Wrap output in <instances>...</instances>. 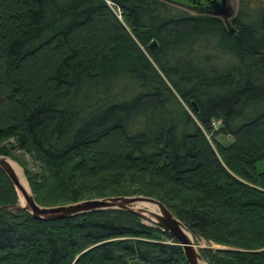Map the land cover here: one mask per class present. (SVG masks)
Segmentation results:
<instances>
[{
    "label": "trees",
    "instance_id": "obj_1",
    "mask_svg": "<svg viewBox=\"0 0 264 264\" xmlns=\"http://www.w3.org/2000/svg\"><path fill=\"white\" fill-rule=\"evenodd\" d=\"M229 27L162 0H0V154L31 158L39 205L153 197L220 246L208 264H264V0ZM17 193L0 168V264H188L136 214L39 220Z\"/></svg>",
    "mask_w": 264,
    "mask_h": 264
},
{
    "label": "water",
    "instance_id": "obj_2",
    "mask_svg": "<svg viewBox=\"0 0 264 264\" xmlns=\"http://www.w3.org/2000/svg\"><path fill=\"white\" fill-rule=\"evenodd\" d=\"M169 4L178 5L187 9L194 10L197 14H209L220 17L226 25L230 26V21L234 15L233 7L229 0H162ZM232 32L233 29L229 27ZM150 48L156 46V41L152 40ZM192 105L196 108L194 101ZM0 168L9 178L16 191H20L24 197L25 205L14 204L9 208L26 210L35 219L39 220H58L85 214L90 211L105 209H120L136 214L145 218L149 222L156 223L160 228L169 234L182 246L184 256L188 264H201L203 258L199 253L191 234L185 224L178 219L162 202L143 195L134 196H108L104 198H90L73 203L60 204L56 206L39 205L31 191L27 193L19 182L9 159L5 155H0Z\"/></svg>",
    "mask_w": 264,
    "mask_h": 264
},
{
    "label": "rangeland",
    "instance_id": "obj_3",
    "mask_svg": "<svg viewBox=\"0 0 264 264\" xmlns=\"http://www.w3.org/2000/svg\"><path fill=\"white\" fill-rule=\"evenodd\" d=\"M229 4L233 7V10H234L233 15H235L236 12H237L238 0H229ZM171 5H173V4H171ZM110 6L112 7V5H110ZM173 6H175L177 9H179V10H183V11L189 13V14H197V12H195L194 10L187 9V8H184V7H181V6H178V5H173ZM114 10H115V9H114ZM115 11L117 12L118 17H120V16H119V13H118V10H115ZM229 21H230V19H229ZM223 59H224V58H223ZM221 62H222V59H221ZM216 126H217V125H213L214 128H215ZM206 136H207L208 139H210V141L212 140V139H211V134H210V133H206ZM216 140H217L218 142H220L221 144H228V143L231 142V138H230L229 136H227V135H223V134H218V135L216 136ZM14 154L16 155V157H11V156H7V155H5V156H7V158H8L9 160H12L13 162H15V163L21 168V170H22V172H23V175H24V177H25V179H26V181H27V178H26V176H25V169H28V170L32 169V168H33V162H32L31 158H30L28 155L23 154L22 152H20V151H18V150H15V151H14ZM0 155H1V154H0ZM27 184H28V181H27ZM28 186H29V184H28ZM14 188H15V187H14ZM15 190H16V189H15ZM29 190L31 191L30 187H29ZM31 193H32V192H31ZM32 195H33V194H32ZM17 196H18V193H17ZM16 204H21L19 196H18V199H17V203H16ZM21 205H22V204H21ZM41 206H42V205H41ZM143 219H144L145 222H149V221L146 220L145 218H143ZM191 238L193 239V241H194V243H195V245H196L198 251H199V249L202 248V247H208V246H210V247H220V246L217 245V244H214V243H211V242H207V241H205V240H203V239L195 238L192 234H191ZM199 253H200V252H199ZM203 261H205V260L203 259ZM205 262H206V261H205ZM206 263H207V262H206ZM207 264H208V263H207Z\"/></svg>",
    "mask_w": 264,
    "mask_h": 264
},
{
    "label": "bare ground",
    "instance_id": "obj_4",
    "mask_svg": "<svg viewBox=\"0 0 264 264\" xmlns=\"http://www.w3.org/2000/svg\"><path fill=\"white\" fill-rule=\"evenodd\" d=\"M9 163L11 164L15 174L17 175V177L19 178V182L20 184L23 186V188L25 189V191L27 193H29V186L27 184V181L23 175V172L21 170V168L15 163L13 162L12 160H9ZM18 195H19V198H20V202L22 205H25V201H24V197L23 195L21 194V192L18 190ZM191 236V234H189ZM201 264H207L205 261H202Z\"/></svg>",
    "mask_w": 264,
    "mask_h": 264
}]
</instances>
